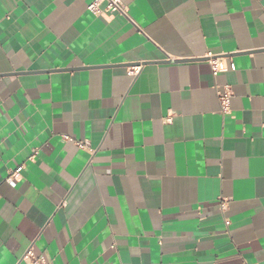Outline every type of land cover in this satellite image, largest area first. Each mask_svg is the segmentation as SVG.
<instances>
[{
	"label": "crops",
	"instance_id": "1",
	"mask_svg": "<svg viewBox=\"0 0 264 264\" xmlns=\"http://www.w3.org/2000/svg\"><path fill=\"white\" fill-rule=\"evenodd\" d=\"M93 1L0 0V264H264V0Z\"/></svg>",
	"mask_w": 264,
	"mask_h": 264
},
{
	"label": "built area",
	"instance_id": "2",
	"mask_svg": "<svg viewBox=\"0 0 264 264\" xmlns=\"http://www.w3.org/2000/svg\"><path fill=\"white\" fill-rule=\"evenodd\" d=\"M104 4V8L100 9V5ZM87 9L98 16L104 15L105 13L109 14V15H121V16H127V9L125 7V5L122 3L121 0H94L90 5H88ZM221 56H215V55H211L208 54L207 55V62L210 65L211 68V73L213 76H216L218 73L220 72H226V71H234L235 67L234 65L231 63L228 65L223 63L222 58H220ZM134 72L136 73V70H132L130 73L134 74ZM218 98H219V102L221 105V111L223 114H228L229 113V109H228V101H227V96L225 95H220L218 94ZM80 147H84V145H80ZM17 176V173H12L9 176V180H11L12 178L14 179ZM24 259H31L32 258V253L30 248L27 249L23 255ZM31 264H43L42 260H32Z\"/></svg>",
	"mask_w": 264,
	"mask_h": 264
}]
</instances>
